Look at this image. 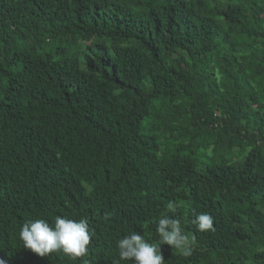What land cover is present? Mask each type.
Instances as JSON below:
<instances>
[{
    "label": "trees",
    "instance_id": "obj_1",
    "mask_svg": "<svg viewBox=\"0 0 264 264\" xmlns=\"http://www.w3.org/2000/svg\"><path fill=\"white\" fill-rule=\"evenodd\" d=\"M169 201L194 247L164 264H264V0H0V260L133 264ZM57 215L85 257L24 247Z\"/></svg>",
    "mask_w": 264,
    "mask_h": 264
},
{
    "label": "clouds",
    "instance_id": "obj_2",
    "mask_svg": "<svg viewBox=\"0 0 264 264\" xmlns=\"http://www.w3.org/2000/svg\"><path fill=\"white\" fill-rule=\"evenodd\" d=\"M192 223L201 232L214 230L213 217L208 213L196 215ZM155 233L158 237L155 243L135 231L119 238L116 242L119 261L164 264L160 247L162 244L171 246V249L185 258L192 255L194 238L190 239L183 230L174 202L169 201L166 212L157 219ZM93 235L87 217L75 219L66 215H57L54 222L44 217L30 219L19 229V239L25 248L40 256L63 253L73 261L88 254ZM0 264H4V261L0 260Z\"/></svg>",
    "mask_w": 264,
    "mask_h": 264
}]
</instances>
